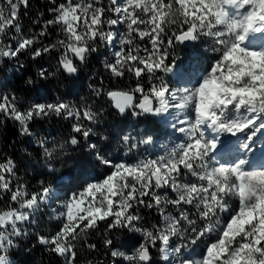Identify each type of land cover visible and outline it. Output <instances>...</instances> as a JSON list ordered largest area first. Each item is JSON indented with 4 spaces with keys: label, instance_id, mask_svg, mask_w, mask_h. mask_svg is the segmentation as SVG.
Segmentation results:
<instances>
[{
    "label": "snow or ice",
    "instance_id": "1",
    "mask_svg": "<svg viewBox=\"0 0 264 264\" xmlns=\"http://www.w3.org/2000/svg\"><path fill=\"white\" fill-rule=\"evenodd\" d=\"M33 7L0 0V72L13 73L0 79V127L11 122L28 146L0 159V264L38 246L51 264H264V0ZM180 46L192 48L187 67ZM44 57L49 67L24 80L25 61ZM53 80L65 89L54 98ZM160 141L163 154L149 153ZM69 166L63 196L25 179L29 168L67 179L57 174Z\"/></svg>",
    "mask_w": 264,
    "mask_h": 264
},
{
    "label": "trees",
    "instance_id": "2",
    "mask_svg": "<svg viewBox=\"0 0 264 264\" xmlns=\"http://www.w3.org/2000/svg\"><path fill=\"white\" fill-rule=\"evenodd\" d=\"M44 2L45 0H32V4L34 6L32 9L33 14L37 13L38 11H46L43 7ZM25 23H28V17H25ZM191 52H192V49H187V48H183L180 46L177 49L176 55H177L178 60H183L185 58H189ZM25 63L26 65H28V68H27V75L24 76V80L28 79L29 76L35 78L36 72L38 71L39 66L41 64H43L44 67H49L47 57L40 58L37 61H30V60L25 61ZM50 70L52 69L50 68ZM92 70L93 71L98 70L100 72H103L101 65L96 60L92 61ZM12 74H13L12 69L7 68L5 71L0 72V79H3L4 76H8L11 78ZM104 75H105V87H113L116 82H113L107 79L106 73ZM11 82L14 88L19 87L20 89H23L25 87L23 81H20L18 84L15 80H12ZM88 82L89 81L87 79L84 80L83 91L79 93L80 95H87L89 91L87 88ZM124 84L125 82L123 81L119 82V86H124ZM64 91L65 89L63 85H61L59 90L57 91L55 87V81L54 80L52 81V84L50 86V92H51L52 98H54L56 95L60 93H63ZM16 94L20 97L21 102L24 104L32 103L35 100L34 94H25L22 91L17 92ZM39 95L48 96L49 93L45 92L43 89H40ZM65 98L74 99L75 97H65ZM38 123H39V128L37 130H39L41 134L50 133L52 135H56L58 132L63 131V129L60 128V126L56 124L55 122H52V123L38 122ZM14 133H15V128L11 124V122H8L3 127H0V159L4 157H11V156H15L17 159H19L21 156L25 154V150L28 148V146L21 142L23 138L16 136ZM120 154L123 155L122 152H120ZM20 174L24 176L23 168H21ZM96 175L98 176V178H101L99 169L96 170ZM57 176H66L68 179V182L59 183L60 179H54L53 177L45 178V177L39 176L37 172L33 171L31 168L28 169L27 176H25V179H27L29 183L34 187L39 186V181L41 179H46L47 182L51 184V186L55 189V191L59 195L63 196L65 187L69 183L72 182V177L74 176L71 166L67 168H63L61 172L57 174ZM41 223L43 225V228H42L43 231L55 230V225L57 224L56 221L50 220L49 216H44L42 218ZM94 239H98V238H94ZM137 239H139V237H137ZM116 240L118 244L123 245L125 248L130 247L132 243L131 240H129L128 237L124 235L117 237ZM31 243H35V241L34 240L31 241ZM42 259H43V264H51L50 258L47 256V254L42 253L38 246L37 249L34 250L31 260L27 259L25 254H19L15 256V264H41Z\"/></svg>",
    "mask_w": 264,
    "mask_h": 264
},
{
    "label": "rangeland",
    "instance_id": "3",
    "mask_svg": "<svg viewBox=\"0 0 264 264\" xmlns=\"http://www.w3.org/2000/svg\"><path fill=\"white\" fill-rule=\"evenodd\" d=\"M203 47H206V46H202V48H201V50H203ZM208 55H211V53H209ZM192 60V55L190 54V57L189 58H187V59H183L182 61H183V64L182 65H180L181 67H187L188 66V64H189V62ZM211 61H209V63H210ZM166 79H167V77H166ZM175 86V85H174ZM166 139V138H165ZM161 142H163V141H160V142H158L157 143V145L155 146V148L154 149H150L149 150V153H151V154H163V150L160 148V143ZM178 142V141H177ZM169 146H171V141H169ZM259 147H260V142L258 141L257 142V149H259ZM149 153H144V155H147V154H149ZM260 153H259V151H257L254 155H255V159H256V157H257V155H259ZM115 155H118L117 153H115ZM108 170L107 169H101V174L103 175V174H105L106 172H107ZM103 176H101V178H102ZM57 222V221H56ZM58 223V222H57Z\"/></svg>",
    "mask_w": 264,
    "mask_h": 264
},
{
    "label": "water",
    "instance_id": "4",
    "mask_svg": "<svg viewBox=\"0 0 264 264\" xmlns=\"http://www.w3.org/2000/svg\"><path fill=\"white\" fill-rule=\"evenodd\" d=\"M185 47H191V46H185Z\"/></svg>",
    "mask_w": 264,
    "mask_h": 264
}]
</instances>
